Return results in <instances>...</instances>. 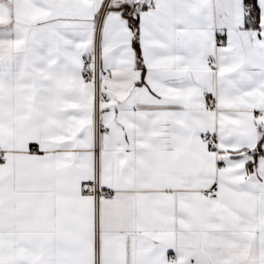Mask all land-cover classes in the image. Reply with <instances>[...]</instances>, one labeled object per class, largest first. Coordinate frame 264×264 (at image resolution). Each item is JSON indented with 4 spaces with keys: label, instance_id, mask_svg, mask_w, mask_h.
<instances>
[{
    "label": "snow or ice",
    "instance_id": "1",
    "mask_svg": "<svg viewBox=\"0 0 264 264\" xmlns=\"http://www.w3.org/2000/svg\"><path fill=\"white\" fill-rule=\"evenodd\" d=\"M0 264H264V0H0Z\"/></svg>",
    "mask_w": 264,
    "mask_h": 264
}]
</instances>
